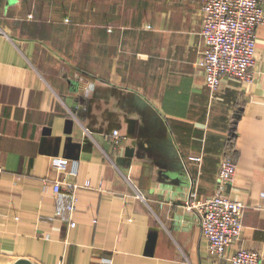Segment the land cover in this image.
<instances>
[{"label": "crops", "instance_id": "0c3cea01", "mask_svg": "<svg viewBox=\"0 0 264 264\" xmlns=\"http://www.w3.org/2000/svg\"><path fill=\"white\" fill-rule=\"evenodd\" d=\"M201 8L0 0V264H231L184 205L215 192L228 137L244 204L229 251L264 255V24L255 81L224 76L213 94ZM64 178L80 185L71 215Z\"/></svg>", "mask_w": 264, "mask_h": 264}, {"label": "built area", "instance_id": "2783aa9c", "mask_svg": "<svg viewBox=\"0 0 264 264\" xmlns=\"http://www.w3.org/2000/svg\"><path fill=\"white\" fill-rule=\"evenodd\" d=\"M201 10L204 48L198 63L204 68L210 91L214 94L219 90L224 76L253 83L256 79L257 27L264 24L263 0H202ZM71 113L77 117L75 111ZM108 139L117 152L123 140L119 130H114ZM228 139L232 140V148L229 147L221 159L215 192L201 198L196 190H191L184 205L199 213L202 232L213 256L226 258L231 264H264V255L257 250L238 247L229 251L244 228V204L229 194L238 165L230 154L234 149L233 139ZM105 153L108 156L106 150ZM52 187L55 193L67 191L71 195L66 207L71 215L77 208L76 193L80 185L64 178L54 180ZM71 225L75 222L71 221Z\"/></svg>", "mask_w": 264, "mask_h": 264}, {"label": "trees", "instance_id": "16d2710c", "mask_svg": "<svg viewBox=\"0 0 264 264\" xmlns=\"http://www.w3.org/2000/svg\"><path fill=\"white\" fill-rule=\"evenodd\" d=\"M231 139H233V137H231ZM231 142H232V140H230L228 138L225 140V153H228V148L229 147L232 148ZM233 148H234V144H233ZM230 154L236 159L234 149H233V151Z\"/></svg>", "mask_w": 264, "mask_h": 264}, {"label": "water", "instance_id": "95a60500", "mask_svg": "<svg viewBox=\"0 0 264 264\" xmlns=\"http://www.w3.org/2000/svg\"><path fill=\"white\" fill-rule=\"evenodd\" d=\"M79 104H71V107L73 108V109H75V110H77L78 108H79ZM75 112H77V111H75ZM110 134H108V133H103V137L102 138H104V139H106L105 140V142H106V148L109 146L108 144H109V139H108V136H109Z\"/></svg>", "mask_w": 264, "mask_h": 264}]
</instances>
